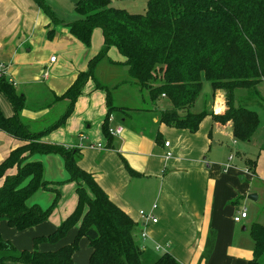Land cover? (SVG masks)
I'll use <instances>...</instances> for the list:
<instances>
[{
  "label": "trees",
  "instance_id": "1",
  "mask_svg": "<svg viewBox=\"0 0 264 264\" xmlns=\"http://www.w3.org/2000/svg\"><path fill=\"white\" fill-rule=\"evenodd\" d=\"M35 2L53 22H60L45 0ZM76 10L80 19L64 25L86 46L91 44L94 29L102 28L104 46L89 61L88 69L80 72L73 85L57 97L69 100L57 121L33 131L20 114L24 94L0 71V92L14 109L11 116L0 109V129L24 142L0 164V179L4 178L0 187V222L6 220L12 228L24 231L45 222L57 207L61 193L48 187L43 162L30 159L35 155H61L68 181L84 179L94 196L77 188L75 210L53 232L36 236L32 249L19 250L0 231V264H73V255L83 237L92 248L90 264H182L171 252L147 262V249L136 240V222L111 200L92 173L81 168L80 149L47 143L42 137L66 123L89 79L107 92L108 114L102 130L109 143L114 136L110 132L111 115L132 109L155 111L161 123L195 133L206 116H215L211 107L214 95L203 94L207 80L214 89L226 93L225 116L232 120L234 139L251 142L261 125L254 107H264L260 90L264 82V0H149L145 13L116 7L112 0H79ZM111 48L124 58L109 57ZM108 57L111 63L128 71L115 89L124 85L132 90L139 88L140 105L119 107L113 102L110 87L97 77L99 63ZM160 99L168 100L170 107L156 111ZM260 149L264 150V142ZM11 170L14 172L9 174ZM39 190L56 192L47 208L27 203ZM81 217L71 242L53 250L39 249L42 243L56 244L64 239ZM250 233L254 249L248 264H263L264 225L253 223ZM208 239L205 259L213 250L215 230L210 231Z\"/></svg>",
  "mask_w": 264,
  "mask_h": 264
},
{
  "label": "crops",
  "instance_id": "2",
  "mask_svg": "<svg viewBox=\"0 0 264 264\" xmlns=\"http://www.w3.org/2000/svg\"><path fill=\"white\" fill-rule=\"evenodd\" d=\"M41 13L35 0H0V64L5 66L1 71L24 94V112L21 115L31 127L33 124L39 125L37 131L47 127L43 126V122L51 115L52 105L49 103L45 105L48 107L32 109L28 106V96L39 97L42 93L40 86L46 84L52 97L54 96L53 101L66 100L69 103L68 99L57 97L73 85L79 73L86 71L89 61L96 56L93 49L86 52V46L83 47L82 42L72 35L70 28L64 25L57 27L60 32L66 33L64 44L58 46L59 54L54 53L56 48L46 49L45 52L42 51L43 48H39L38 56L32 60L30 54L21 49L34 38L41 41L42 36H37L40 19L43 26L47 24ZM20 31H23L24 37L18 36L16 39L15 35ZM26 48L29 53L34 50L32 47ZM75 50L84 51V57L77 60L76 67L68 72L67 57L76 56ZM54 55L57 58L52 62L50 59ZM107 60V66L98 65V78L107 80L108 77L104 75L107 72L111 78H114L113 73L118 74L119 65ZM123 71L128 73L126 67H123ZM117 78L114 82L119 81ZM119 91L120 103L126 104L123 107L128 104L137 106L141 101L140 94L137 93L136 96L133 92L135 90L129 85L122 86ZM164 100L168 104L163 108L157 106L156 110L170 107V102ZM214 104L215 100L211 106L215 116H206L195 133L161 123L155 112L133 109L125 113L114 112L110 118V126H123V131L114 135L109 143L102 130L108 114L107 92L98 88L93 79H89L66 123L50 131L42 137V141L80 149L79 165L92 173L111 200L133 218L137 225L139 243L147 249L146 252L164 249L182 264H247L253 257L254 243L247 250L240 248L244 243L238 229L247 231L257 221L249 210L248 217L240 222H236L234 217L247 206L253 205L254 200L249 199L246 194L256 192V203L261 200L264 202V150L260 149L264 141L259 143L256 159H252L247 151H238L235 156L230 154L227 162L216 161L213 154L218 145L225 143L220 138L226 132L234 144L240 142L234 139L232 120L225 116V98L219 101L218 107ZM0 109L7 116L14 113L13 106L2 92ZM50 119L52 120L51 116ZM167 140L170 141L169 146L165 145ZM23 143L0 129V164L12 150ZM244 146L248 148V144ZM169 150L173 155L167 158L166 152ZM35 159L43 162L48 187L60 191V200L45 222L24 231L12 228L6 220L0 222L2 236L12 240L19 250L32 249L34 238L53 232L75 210L78 203L77 181H68L69 174L62 156L37 155ZM221 167H224V175L221 174ZM13 172L11 170L9 174ZM229 172L234 173L230 176L247 181L248 188L241 190L237 180L233 181L229 190H225V184L219 187L220 179L224 181ZM3 182L4 178L0 179V187ZM52 197V191L39 190L27 203L44 207L41 199L48 202ZM154 204H157L156 209H153ZM141 210L150 213L158 221L154 223L152 219L142 218ZM78 229L79 226H75L58 243H42L39 249L53 250L71 242ZM211 230L216 231V239L211 255L205 259ZM144 231L147 232L146 239L141 238ZM91 253L89 240L83 237L79 250L73 255V264H90Z\"/></svg>",
  "mask_w": 264,
  "mask_h": 264
},
{
  "label": "rangeland",
  "instance_id": "3",
  "mask_svg": "<svg viewBox=\"0 0 264 264\" xmlns=\"http://www.w3.org/2000/svg\"><path fill=\"white\" fill-rule=\"evenodd\" d=\"M78 1L79 0H45L46 4L49 5L51 10L54 12V15L59 19L60 22L59 23L53 22L51 20V18L47 14H45V12L40 8V10L42 12L41 16L43 18H45V20L47 22V24L45 26H43L41 19L39 22L37 36H42L41 41H36V38H34L27 45L25 44L21 50L24 51L26 54H30V58L32 60H34L38 56L39 48H43L42 51H44V52L46 49L49 50L51 48H53V49L56 48L54 53H56L58 55L60 52V49H58V46L64 44V38H65L64 36L66 33L60 32L59 29H57V27H63L64 24H66V23L74 22V21H77L80 19L81 16L78 13V11L76 10V4ZM148 2H149V0H112V4L114 6L127 9L128 11H130L132 13H145L148 9ZM42 29H44V31H42ZM51 30H52V32H51ZM18 36L24 37L23 31H20L19 33H17L15 35V38L17 39ZM103 38H104V36H103L102 28L97 27L94 29L93 38H92L90 46L83 45L82 43H81V45L83 47L86 46L85 47L86 52L89 53L93 49V52L95 51L94 55H97L99 53V51L102 50V48L104 46L103 45V41H104ZM38 40H40V38H38ZM33 41H34V44L32 43ZM26 47L34 48L33 52L32 53L27 52ZM74 52H75L76 56L71 55V56L67 57L66 70H68V72H70V70L72 68L76 67V64H77L76 61L77 60L84 57V54H83L84 51L79 52V51L75 50ZM109 57H111L115 60L124 58L115 48H111V53H109ZM109 57L107 59H109ZM107 59L103 58L101 60V62L99 63L100 66H107V63H108ZM120 68H121V66H119V71H118L117 75L115 73H113L114 78H111L109 72H107L106 74L103 73L104 75H106L108 77L107 80H106V78H99V79L101 81H103L104 83H106L110 87L111 92H112L113 102L117 106L123 107V106H126V104L120 103V100H119L120 91L117 88L115 89V84L118 83L119 81L114 82L115 78H117L119 75H122L123 73L124 74L126 73L123 71V67L121 69ZM46 71L48 72V70H46ZM127 76H128V73H126L124 76L118 77L117 79L120 80L121 78H125ZM39 89L42 90V93L39 97H36L35 95H32L31 97L28 96V106L32 109H34L36 107H41V109H42V108L48 107V106H45L46 104L48 105L49 103H51L53 111H52L50 116L52 117V120L51 119L49 120V117H50L49 116L43 122V123H45L43 126H49L52 123H54L55 121H57L64 114L69 103L66 100H60V101L57 100V102H56V100L53 101L54 96L52 97L50 91L46 87V84L41 85ZM138 89L139 88H134L135 91H133V92H135L136 96H138L137 93L139 94ZM260 90H261L262 94L264 95V82L260 84ZM203 94H208L210 96L214 95V100H215L214 106L215 107H218L219 101H221V99H224L226 97V93L223 89H220V88L214 89L212 87L211 83L207 80L204 81ZM43 97H44V99H42ZM165 104H168V103H166L164 99H160L158 101L157 105H158V107L163 108V107H165ZM130 106H136V104L135 105H129V104L127 105V107H130ZM158 107H156V108H158ZM254 109L258 110L260 117H261L260 128L257 131V133L254 135L253 140H252L254 143L240 142V143L234 144L233 140L230 139L228 133L226 132L224 134V137L220 138V140L225 141V143L218 145L216 147V149L214 148L215 152L213 154V157H214V159H216V161L227 162L229 155L233 154L235 156V154H237L238 151H241L242 153L244 151H247L248 155L252 159L257 158V153L259 150V143L264 141V107H260V108L254 107ZM23 112L24 111L22 110L20 112V114L23 115ZM40 125H42V124H40ZM39 128H40V126L35 125V124H33L31 127V129L33 131H37ZM147 129H149V127H147ZM148 133H149V131H148ZM244 144H248V148L246 146H244ZM228 147H229V149H228ZM35 156H37V155H35ZM35 156H32L30 159L31 160L35 159ZM38 156H40V155H38ZM234 161H236V159ZM236 163L238 164L237 161H236ZM223 168L221 167V172H222L221 174L224 175L225 172H223V171H225V170ZM232 174H234V173L229 172L226 176L227 178L224 181L222 179H220L219 187L222 184H225V185H227L225 190H229L233 181L237 180V182L240 184V187L242 188L241 190L245 191L248 188L249 183L247 181H245V182L241 181V179L237 178L236 176H230ZM77 188L84 189L88 195L94 196L92 189L90 188L88 183L82 178L77 180ZM47 192H51V191L47 190ZM252 193H256V192H251L250 194H252ZM52 195H53L52 199L48 200V202H45L44 198L41 199L43 201L45 208L51 204L53 198L56 195V192L53 191ZM241 195H244V193ZM246 195H249V194H246ZM252 204L253 205L251 207L247 206L249 212L254 215L253 217L257 222L264 225V202H263V200H261L257 203H256V201H253ZM85 211H86V208H85ZM81 220H82V217H81V219H79L76 226L80 225ZM238 231L242 234V242L244 243V245H240V248H244L246 250L249 249L250 245H253V243H254L253 238H252L251 233H250V229L248 228L247 231H242V230L238 229ZM136 240H137V242H139V240H140L139 235L136 237ZM240 240H241V237H240ZM10 241L14 244V242L12 240H10ZM164 252H165L164 249L157 250L153 253L145 252L144 258L147 262H152L154 259H156V257L158 255H160ZM247 264H248V262H247ZM263 264H264V257H263Z\"/></svg>",
  "mask_w": 264,
  "mask_h": 264
},
{
  "label": "built area",
  "instance_id": "4",
  "mask_svg": "<svg viewBox=\"0 0 264 264\" xmlns=\"http://www.w3.org/2000/svg\"><path fill=\"white\" fill-rule=\"evenodd\" d=\"M56 58H57V56H51V61L53 62V61H55L56 60ZM5 69V66H4V64H0V71L2 70H4ZM123 131V126H118V127H111L110 128V132H111V134H113V135H118V134H120L121 132ZM165 145L166 146H169L170 145V141H166L165 142ZM98 146L100 147L101 146V144L99 143L98 144ZM173 155V153H172V151L171 150H169V151H167L166 152V157L167 158H169V157H171ZM232 158V156H230V159ZM157 208V204H154V206H153V209H156ZM140 215H141V217L142 218H144V219H147V220H150V219H152V221L154 222V223H156L157 221H158V219L156 218V217H153L150 213H148V212H146V211H144V210H141L140 211ZM246 217H248V209L247 208H245V209H243V210H241V213L239 214V215H236L235 217H234V220L236 221V222H240L241 220H243L244 218H246ZM148 236H147V232H142L141 233V238L142 239H146ZM142 247L144 248V246L142 245ZM158 248V247H157Z\"/></svg>",
  "mask_w": 264,
  "mask_h": 264
},
{
  "label": "water",
  "instance_id": "5",
  "mask_svg": "<svg viewBox=\"0 0 264 264\" xmlns=\"http://www.w3.org/2000/svg\"><path fill=\"white\" fill-rule=\"evenodd\" d=\"M238 106H239V103L236 102V107H238ZM248 198L255 201L258 199V194L257 193L249 194Z\"/></svg>",
  "mask_w": 264,
  "mask_h": 264
}]
</instances>
